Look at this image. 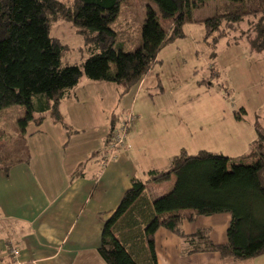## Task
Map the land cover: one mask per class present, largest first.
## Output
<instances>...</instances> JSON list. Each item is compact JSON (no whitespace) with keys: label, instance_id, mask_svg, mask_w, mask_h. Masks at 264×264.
<instances>
[{"label":"trees","instance_id":"1","mask_svg":"<svg viewBox=\"0 0 264 264\" xmlns=\"http://www.w3.org/2000/svg\"><path fill=\"white\" fill-rule=\"evenodd\" d=\"M124 1L0 0V111L10 106L24 108L25 116L19 121L23 133L34 123V113L50 112L54 122H59L58 104L83 73L89 81L112 83L126 93L153 68L164 46L184 37L186 24L200 22L204 39H208L222 31L223 25L234 31L248 20L254 32L250 42L256 43L255 50H264V0H226L212 17L201 21H194L193 12L212 0H146L141 44L124 52L116 47L118 32L111 26ZM151 3L162 20L172 22L169 30L161 26ZM255 18L258 21L252 24L249 19ZM56 22L69 23L82 39L89 55L82 67L61 65L64 47L50 36V26ZM243 158L249 163L234 164L207 151L182 152L171 159L168 171L148 173L154 183L168 180L171 174L175 177L171 190L152 202L145 194V184L133 179L102 225L96 250L99 257L105 264H138L131 242L122 235L134 230L135 244L145 248L148 264H156L154 234L158 229L179 233L183 221L218 214L230 216L226 243L214 244L207 230H198L183 237L194 246L193 253L213 252L232 261L264 254V130L256 127L250 154ZM10 163L0 167L6 169ZM141 203L142 219L135 215Z\"/></svg>","mask_w":264,"mask_h":264},{"label":"crops","instance_id":"2","mask_svg":"<svg viewBox=\"0 0 264 264\" xmlns=\"http://www.w3.org/2000/svg\"><path fill=\"white\" fill-rule=\"evenodd\" d=\"M203 19L206 18L199 13L194 14V21ZM194 31L204 38L200 22L185 25L184 33L193 36ZM147 78L148 74L130 89L134 96L130 106L133 104L136 115L134 128L124 149L116 152L113 159H107L105 145L119 119L114 106L126 93L112 83L92 82L85 78L87 81L67 91L60 100L57 107L59 122L44 115L30 132L29 135L38 136L39 152L33 151L30 156L13 161L6 169L0 167V264H105L96 251L101 228L130 188L132 180L141 181L146 188L151 182L149 172H163V167L168 163L170 167L171 159L182 152L189 155L180 146L178 154L160 164L138 137L136 143L135 140L130 142L137 132L138 122L144 121L149 108L152 110L156 105L149 99ZM144 88L145 93L141 95ZM80 91L93 95L79 97ZM229 93L234 101V92ZM88 99H92V112L85 105ZM230 104L232 117H217L209 124L213 149L199 151L232 160L250 154L256 127L264 130V125L256 123L255 113L249 117L250 110L245 101ZM132 108L129 111L133 112ZM100 111L101 127L97 120ZM240 111V118L236 119ZM148 121L151 120L144 122ZM154 122L158 124L157 120ZM42 127H47L46 132L51 131V136H43ZM87 127L91 131L87 132ZM90 136H93L91 141ZM154 197L149 202L156 199ZM229 221L228 214H218L197 217L192 222L183 221L179 233L158 229L154 234L156 264H176L175 260H179V264H264V254L232 261L213 252L193 253L194 246L183 238L198 230H207L212 243L225 244ZM134 232L126 230L122 235L131 242L136 262L148 264L145 248L135 244ZM162 255L171 259L168 261V256L163 258Z\"/></svg>","mask_w":264,"mask_h":264},{"label":"rangeland","instance_id":"3","mask_svg":"<svg viewBox=\"0 0 264 264\" xmlns=\"http://www.w3.org/2000/svg\"><path fill=\"white\" fill-rule=\"evenodd\" d=\"M61 1L69 2L70 0ZM225 1L212 0L207 2L203 8L193 12V19L194 14L197 15L198 13L204 18L212 17L216 9L226 3ZM148 3L149 1L146 0H126L120 5L118 17L111 25L118 32L117 48L124 52H132L140 46L141 28ZM151 6L158 15L153 3ZM249 20L253 21L252 24H256L258 18ZM159 21L166 31L170 29L172 24L170 20H162L159 17ZM250 24L251 22L248 23V20L243 21L234 31L233 29L228 31L223 25L222 31L218 30L208 39H204L202 35H197L198 33L195 31L193 36L183 32L184 37L186 34L185 38L182 37L164 46L159 51L156 63L148 73V83L146 82L150 85L148 87L150 90L149 99L152 104H156L155 108L152 110L149 108L145 115L144 121L147 119L151 121L138 122L137 132L134 137L130 138V142L135 140L136 143L138 137L137 139L142 143V146L148 148L147 151L153 153L160 164L167 163L169 157L178 154L180 146L189 155H196L199 150L210 151L213 149V136L209 124L217 117H232L233 110L230 103H234V101L237 103L245 101L250 110L249 117H252V112L255 113L256 123L263 126L264 50H255L254 45L256 43L252 45L250 42L254 37V32H250L251 28L249 29ZM224 33H226V37L220 38V36H224ZM50 36L58 39L64 47L61 54L62 66L76 65L82 67L89 55L82 39L69 23L56 22L52 24ZM234 37H239L242 41L236 40L235 43ZM214 39L217 40L215 45L213 44ZM85 78L83 73L77 85H80L82 81H87ZM102 84L105 85V83ZM229 92H234V101H231V93ZM143 93H145V88L141 95ZM83 95L91 96L93 93L80 91L78 94L79 97ZM133 97L132 91L128 90L121 97L122 101H119L118 105L112 99L115 104V112L118 113L116 117H124L132 108L133 104L132 106L130 104ZM91 102L92 99H88L85 105L92 112ZM132 110L134 112V107ZM102 111L98 112L97 115L99 127L102 126L100 121L102 120L100 116ZM44 115L47 118L50 112L34 113V123L30 122L25 127L27 133H23L24 127L22 128L19 121L25 116L24 108L10 106L0 111V165L6 166L12 161L26 158L33 151L36 154L39 152L37 134L34 136L29 134L35 128V123H39L38 120ZM154 120H157L158 124ZM117 121L118 119L111 129L105 148L114 136L113 128ZM87 128V132L91 131L90 127ZM133 128L134 126L129 127L124 144H126L127 138L129 140ZM43 130V136H51V131L46 132L47 127H44ZM89 139L91 141L93 136H90ZM115 155L116 153L113 154L114 157ZM248 160V158H233L232 162L234 164H241L242 162L246 164L249 163ZM169 168L168 163L162 170L166 172ZM174 179V175L171 174L166 181L148 183L145 190L148 199L155 198L154 196L158 198L169 192L173 187ZM142 204L137 208L135 215L143 211ZM141 215L142 213L139 218L142 219ZM174 254L176 252L173 250ZM165 256L168 255H162L163 258ZM170 259L168 256V261ZM175 261L176 264H179V260Z\"/></svg>","mask_w":264,"mask_h":264},{"label":"built area","instance_id":"4","mask_svg":"<svg viewBox=\"0 0 264 264\" xmlns=\"http://www.w3.org/2000/svg\"><path fill=\"white\" fill-rule=\"evenodd\" d=\"M134 122L135 116L131 111H128L124 115V117L118 119V121L116 122V126L113 128L114 136L105 148L107 159H113V154L123 149V147L125 146V135L129 127L133 126ZM13 254H15V250L13 251Z\"/></svg>","mask_w":264,"mask_h":264}]
</instances>
